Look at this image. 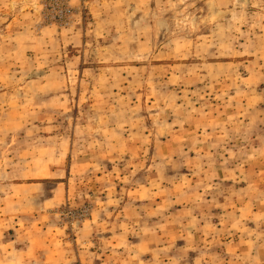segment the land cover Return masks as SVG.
Wrapping results in <instances>:
<instances>
[{
	"label": "rangeland",
	"instance_id": "374dc122",
	"mask_svg": "<svg viewBox=\"0 0 264 264\" xmlns=\"http://www.w3.org/2000/svg\"><path fill=\"white\" fill-rule=\"evenodd\" d=\"M48 169L66 204L29 215L69 245L96 216L161 264H264V0H0V199Z\"/></svg>",
	"mask_w": 264,
	"mask_h": 264
},
{
	"label": "crops",
	"instance_id": "0c3cea01",
	"mask_svg": "<svg viewBox=\"0 0 264 264\" xmlns=\"http://www.w3.org/2000/svg\"><path fill=\"white\" fill-rule=\"evenodd\" d=\"M65 175L64 170L48 169L43 178L56 182L45 185L10 184L7 187L25 194L15 197L6 194L0 199V209L7 202L10 207L13 203L18 204L15 206L19 208L13 215H10V211L9 215L0 214V224L7 223L12 229V234L3 235V232H0V264H161V248H157L158 245L150 248L149 256L147 253L143 254L141 247L148 245L145 241L147 237L137 235L138 240L131 241L127 229L111 231L104 228L110 224V218L100 220L96 216L93 217L82 227L72 246L47 213L39 212L34 215L36 211L66 204ZM32 190H36L38 194H31ZM31 205L37 210L29 215L31 212L28 208ZM118 216L113 218L118 219ZM122 219L127 224V220ZM217 237L222 240L224 235L220 237L217 234ZM149 238L155 240L156 237L154 235ZM131 252L134 253L133 257L129 254Z\"/></svg>",
	"mask_w": 264,
	"mask_h": 264
}]
</instances>
